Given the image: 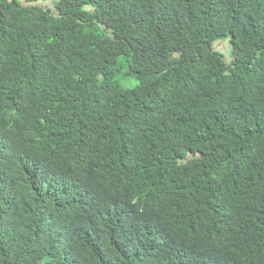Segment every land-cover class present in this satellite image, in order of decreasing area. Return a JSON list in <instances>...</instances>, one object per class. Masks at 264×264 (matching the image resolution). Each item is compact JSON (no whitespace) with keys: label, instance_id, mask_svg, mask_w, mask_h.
<instances>
[{"label":"trees","instance_id":"16d2710c","mask_svg":"<svg viewBox=\"0 0 264 264\" xmlns=\"http://www.w3.org/2000/svg\"><path fill=\"white\" fill-rule=\"evenodd\" d=\"M38 1L0 0V264H264V0Z\"/></svg>","mask_w":264,"mask_h":264},{"label":"rangeland","instance_id":"374dc122","mask_svg":"<svg viewBox=\"0 0 264 264\" xmlns=\"http://www.w3.org/2000/svg\"><path fill=\"white\" fill-rule=\"evenodd\" d=\"M56 0H44V1H38V4L44 5L46 7H49L53 9L55 12H57L56 5H55ZM215 49L220 52L225 59L229 62L231 61L232 58V44L229 43V39H221L215 44ZM135 80L132 79L130 81H125L123 82L124 85L128 84H134Z\"/></svg>","mask_w":264,"mask_h":264}]
</instances>
